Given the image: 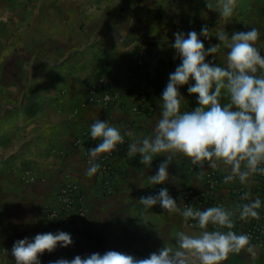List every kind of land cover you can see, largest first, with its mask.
<instances>
[{"label": "crops", "instance_id": "crops-1", "mask_svg": "<svg viewBox=\"0 0 264 264\" xmlns=\"http://www.w3.org/2000/svg\"><path fill=\"white\" fill-rule=\"evenodd\" d=\"M0 17H6L0 19V264H15L11 249L17 239L43 232L64 230L74 240L67 248L43 253V264L108 250L145 258L166 242L175 246L181 230L198 232L179 213L159 205L146 211L138 203L156 194L157 185H149L147 176L165 157H157L151 168L139 154L128 157L133 137L127 132L151 134L169 74L181 63L171 46L177 32L200 33L206 25L213 33L225 27L231 34L258 27V46L264 48V0H237L227 21L208 9L206 0H0ZM201 39L206 48L221 43L216 36ZM227 51L221 43L215 58L206 59L226 66ZM100 78L116 99L107 107L82 106L93 96L102 97V88L91 92ZM188 87L180 89L187 98L185 110L198 106V94H190ZM139 90L147 99L138 112ZM96 119L110 120L125 135L114 151L109 185L99 173L86 174L89 150L96 146L90 136ZM177 160L164 185L178 203L187 189L203 187L208 172L225 175L223 165L212 170L205 163L201 169L188 157ZM27 171L33 181L24 178ZM67 182L81 188L87 216L50 219L48 210L60 208L58 195ZM239 185L230 182L221 189L229 206L240 203L231 192ZM256 250L255 259L242 252L224 264H264V250Z\"/></svg>", "mask_w": 264, "mask_h": 264}, {"label": "clouds", "instance_id": "clouds-1", "mask_svg": "<svg viewBox=\"0 0 264 264\" xmlns=\"http://www.w3.org/2000/svg\"><path fill=\"white\" fill-rule=\"evenodd\" d=\"M236 3L237 0H206L207 8L219 12L223 21L233 17ZM201 36L209 41L216 36L226 45V66L207 61L208 56L215 58L220 52L221 43L206 48ZM260 39L258 27L229 34L225 27L213 33L205 25L200 33L192 30L175 34L171 46L181 63L169 74L151 134L127 132L133 137L128 143V157L139 154L147 168L152 167L157 157H165L155 174L147 176L149 185L166 184L170 180V165L179 156L190 158L201 169L205 163L212 170L223 165L225 184L238 181L247 186L255 175H264V55L261 52L264 48L258 46ZM193 79L195 83H191ZM184 85H189L190 94H198V106L194 109L185 110L187 98L180 90ZM90 136L99 143L89 150L86 174L95 176L102 168L99 162L102 154L111 155L118 150V145L125 143V135L110 120L96 119L90 125ZM240 199L247 202L201 209L183 201L178 203L168 187H161L154 195L140 197L138 203L146 211L159 205L169 213H179L185 224L194 221L193 227L198 232L181 230L175 235V246L166 242L145 258L108 250L103 254L60 258L48 264H224L231 254L242 252L255 259L257 246L252 243L251 235L233 229L237 219H259L264 199L252 198L247 191ZM73 243L72 234L64 230L37 233L34 237L17 239L11 255L15 264H43V253Z\"/></svg>", "mask_w": 264, "mask_h": 264}, {"label": "built area", "instance_id": "built-area-1", "mask_svg": "<svg viewBox=\"0 0 264 264\" xmlns=\"http://www.w3.org/2000/svg\"><path fill=\"white\" fill-rule=\"evenodd\" d=\"M140 55L142 57L144 56V53L141 52ZM104 85V78H100L97 83L91 87V92L94 93L98 89L102 88V97L97 98L93 96L88 99V102H84L82 106H86L88 104H100L101 106L107 107L112 101H114L117 95L107 87H104ZM137 96L141 102V104L136 107V111L139 112L143 110V103L147 99V95L144 91L139 90ZM154 109L155 106H151V110ZM96 142L97 140H91L92 145H96ZM124 147H126V145H124ZM116 155V152H113L111 155L105 154L102 158H100L99 161L102 165L99 174L101 179L108 185L111 182V172L113 171L114 167L113 159ZM223 177L224 175H221L217 171L208 172L206 174L203 187L201 189H187L183 193L182 201L201 209L218 204H223L228 207V203H226V201L220 197L221 189L227 185L223 182ZM24 178L29 181H33L35 179L30 171L26 172ZM161 187L166 186L157 185L155 187V192L157 193ZM245 191L249 192L252 198L259 196L261 199H264V175H255L250 186L239 185L231 189V192L238 198L240 203L247 202L241 201L240 199L241 194ZM58 197L60 201V208H50L48 210L50 219L64 217L66 221H72L74 217L83 218L87 216V209L83 206L82 202L83 194L78 184L74 182L65 183L61 187ZM260 212L261 216L259 219H250L248 221H240L237 219L235 228L233 230L237 233L244 232L250 234L252 237V243L264 250V208L260 209ZM194 223V221H189L188 224L193 226Z\"/></svg>", "mask_w": 264, "mask_h": 264}, {"label": "rangeland", "instance_id": "rangeland-1", "mask_svg": "<svg viewBox=\"0 0 264 264\" xmlns=\"http://www.w3.org/2000/svg\"><path fill=\"white\" fill-rule=\"evenodd\" d=\"M143 53L145 54V52L143 51ZM143 58V56L141 57V55H140V57H139V60H140V62L142 63V59Z\"/></svg>", "mask_w": 264, "mask_h": 264}]
</instances>
